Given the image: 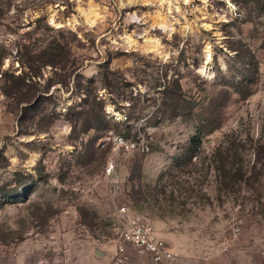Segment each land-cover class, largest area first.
Instances as JSON below:
<instances>
[{
    "label": "rangeland",
    "instance_id": "rangeland-1",
    "mask_svg": "<svg viewBox=\"0 0 264 264\" xmlns=\"http://www.w3.org/2000/svg\"><path fill=\"white\" fill-rule=\"evenodd\" d=\"M183 2L0 0V264H108L122 207L176 260L264 264V0Z\"/></svg>",
    "mask_w": 264,
    "mask_h": 264
},
{
    "label": "built area",
    "instance_id": "built-area-1",
    "mask_svg": "<svg viewBox=\"0 0 264 264\" xmlns=\"http://www.w3.org/2000/svg\"><path fill=\"white\" fill-rule=\"evenodd\" d=\"M177 2L175 8L181 7L184 3L183 0H177ZM108 140L117 151L148 153L151 149V141L144 134L132 138L110 132ZM114 169L115 166L112 162L109 163L106 171L111 174ZM120 223L122 225L120 236L110 254L108 264H130L134 251L148 254L155 264H168L177 259V254L168 242L160 237L141 217L126 212L125 207L120 209Z\"/></svg>",
    "mask_w": 264,
    "mask_h": 264
},
{
    "label": "trees",
    "instance_id": "trees-1",
    "mask_svg": "<svg viewBox=\"0 0 264 264\" xmlns=\"http://www.w3.org/2000/svg\"><path fill=\"white\" fill-rule=\"evenodd\" d=\"M41 20H44V19H41ZM26 47V46H25ZM49 56H51V55H49ZM52 57V56H51ZM51 57H49V59L47 60V62H46V65H51V66H53V67H57V66H55V65H57L56 64V61L55 60H53V58H51ZM42 62H45V60H43ZM33 77H29V83H26L28 86L30 85V84H32L33 83V79H32ZM25 84V85H26ZM39 92H41V93H44V91H40V90H36V92L33 94V96L32 97H30L29 99H27L26 100V102H31L38 94H39ZM86 99V98H85ZM83 101H85L86 102V104H88V105H90L88 102H87V100H83ZM94 104H97L98 105V107L100 108V110L101 111H104V108H105V104H104V102H102V101H100V102H98V100L96 101H94ZM91 115H92V117H93V120H97V117H95V110L92 108V110H90V112H89ZM102 113V112H101ZM101 118H102V115L100 116ZM103 118H111V117H109L108 116V114H105V116H103ZM201 143H202V141H201V138L196 134V135H194L192 138H191V144H192V146H191V148L193 149V147H195L194 148V150L195 151H197V148H199L200 147V145H201Z\"/></svg>",
    "mask_w": 264,
    "mask_h": 264
},
{
    "label": "crops",
    "instance_id": "crops-1",
    "mask_svg": "<svg viewBox=\"0 0 264 264\" xmlns=\"http://www.w3.org/2000/svg\"><path fill=\"white\" fill-rule=\"evenodd\" d=\"M130 264H155V263L152 261L151 257L148 254L143 252H136L132 257ZM168 264H196V263L183 261V260H175Z\"/></svg>",
    "mask_w": 264,
    "mask_h": 264
},
{
    "label": "water",
    "instance_id": "water-1",
    "mask_svg": "<svg viewBox=\"0 0 264 264\" xmlns=\"http://www.w3.org/2000/svg\"><path fill=\"white\" fill-rule=\"evenodd\" d=\"M96 254L102 256V252H100V250H97V251H96Z\"/></svg>",
    "mask_w": 264,
    "mask_h": 264
}]
</instances>
